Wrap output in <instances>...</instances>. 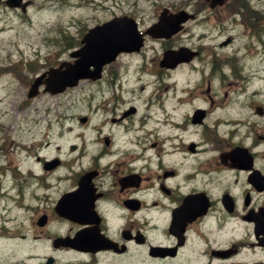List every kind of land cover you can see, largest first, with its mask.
<instances>
[{
  "label": "flooded vegetation",
  "instance_id": "af4514ba",
  "mask_svg": "<svg viewBox=\"0 0 264 264\" xmlns=\"http://www.w3.org/2000/svg\"><path fill=\"white\" fill-rule=\"evenodd\" d=\"M203 27L192 46L178 39L185 26L166 39L145 35L138 51L120 53L98 79H84L94 86L88 111L54 116L52 139L23 145L34 148L33 169L4 163L0 143V184L13 183L22 199L36 201L34 246L41 251L12 261L11 234L0 232V262H264V135L233 140L218 132L211 94L206 104H195L197 94L191 99L192 92L209 93L219 69L217 52L203 45L213 37L210 25ZM150 41L159 42L151 57ZM180 45L197 53L161 66L162 52ZM5 58L0 75L10 74L25 91L41 70L26 72L21 59ZM196 61L208 71L198 90L180 77L183 67L198 72ZM25 103L18 100L19 113ZM9 131L0 122V140ZM236 145L244 152L236 154Z\"/></svg>",
  "mask_w": 264,
  "mask_h": 264
},
{
  "label": "rangeland",
  "instance_id": "374dc122",
  "mask_svg": "<svg viewBox=\"0 0 264 264\" xmlns=\"http://www.w3.org/2000/svg\"><path fill=\"white\" fill-rule=\"evenodd\" d=\"M188 2L193 3V7L189 8H194L192 12L195 18L185 23L186 33L178 39L192 46L196 40L195 34L204 28V24H209L213 37L206 39L203 45L217 52L222 65L212 76L209 93L192 92L191 99L197 94L199 97L195 104H206L205 95L211 94L212 113L219 122L218 132L233 140H240L247 133L250 136L264 135V111L262 115L256 112L258 106L264 110V0H228L225 7L215 6L214 10L207 5L206 0H29L23 14L0 3V58L6 56V60L8 54L12 60L21 59L26 72L28 67L25 60L36 59L39 66L35 71H40L50 65L46 63L48 61L55 64L59 60H69L68 52L78 47L80 34L95 23L114 15L127 14L136 19L140 29H145L156 20L162 6L178 10L187 7ZM249 8L251 10L247 11ZM241 21L249 30L244 28ZM220 29L226 30L222 37L227 34L232 36L223 47L217 45L221 39L217 37ZM63 34L71 38L69 43L65 42ZM158 48L159 44L152 43L147 54L150 56ZM203 57L209 59V56ZM131 62L134 63V60ZM195 64L199 68L198 72H190L189 67H183L180 73L187 87H195L196 84L198 90L200 85H204L200 82H206L208 71L200 61ZM89 86L83 80L63 93L51 94L40 90L37 96L27 98L25 108L22 113H18L16 105L19 99H24V90L14 83L10 74L7 79L1 75L0 121L10 127L4 139L0 140L3 162L11 166L14 163L26 164V167L33 169L31 156L34 148L23 150V145L31 144L33 139L39 137L52 139L50 132L59 129L54 116L88 111L85 99L90 89L94 88ZM227 117L244 118L245 121L239 127L224 125L221 119ZM214 123L212 120L210 124ZM24 132L28 134L27 138H22ZM236 134H240L241 138L235 139ZM263 142L261 140L259 145L263 146ZM25 153H28L27 158L24 157ZM0 190L7 193L0 199V232L2 236L11 233L16 236L10 245L12 261L20 255L22 237H26L29 242L25 246L26 252L41 253L33 248V238L37 234L33 224L36 201L22 199L13 183L0 184Z\"/></svg>",
  "mask_w": 264,
  "mask_h": 264
},
{
  "label": "water",
  "instance_id": "95a60500",
  "mask_svg": "<svg viewBox=\"0 0 264 264\" xmlns=\"http://www.w3.org/2000/svg\"><path fill=\"white\" fill-rule=\"evenodd\" d=\"M11 5L19 4L20 0H7ZM220 1V0H213ZM27 3V2H26ZM24 6V4H22ZM179 19L185 17L180 12L177 15ZM166 17L163 15L158 22L154 23L147 31L153 35H169L162 34V25L166 22ZM177 21V20H175ZM168 27V26H167ZM83 45L74 52L78 58L73 64H66L65 68H53L48 72L44 79L45 90L50 92H57L62 90L67 85H73L79 78L91 77L96 78L99 75L101 65L110 61L114 56L122 50L130 51L137 49L141 43V37L136 29V24L133 19L128 16H115L101 24L88 29L82 38ZM178 56L174 55L173 57ZM185 58V56L183 57ZM93 65V69L89 66ZM41 83V76H39L28 90V96L37 93L38 84ZM247 264V263H235ZM259 264V263H252Z\"/></svg>",
  "mask_w": 264,
  "mask_h": 264
},
{
  "label": "bare ground",
  "instance_id": "6f19581e",
  "mask_svg": "<svg viewBox=\"0 0 264 264\" xmlns=\"http://www.w3.org/2000/svg\"><path fill=\"white\" fill-rule=\"evenodd\" d=\"M243 106V105H242ZM244 118L241 119H235L234 117H227V118H222L221 122L224 125H235V127H239L240 125H242L244 123ZM18 207L21 208V205H19ZM18 210V208H16ZM12 238H11V242H12ZM26 244H29L28 241H26Z\"/></svg>",
  "mask_w": 264,
  "mask_h": 264
}]
</instances>
